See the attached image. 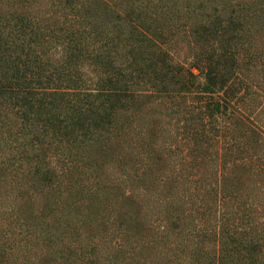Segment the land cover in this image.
I'll use <instances>...</instances> for the list:
<instances>
[{"label": "trees", "instance_id": "16d2710c", "mask_svg": "<svg viewBox=\"0 0 264 264\" xmlns=\"http://www.w3.org/2000/svg\"><path fill=\"white\" fill-rule=\"evenodd\" d=\"M0 264H264V0H0Z\"/></svg>", "mask_w": 264, "mask_h": 264}]
</instances>
